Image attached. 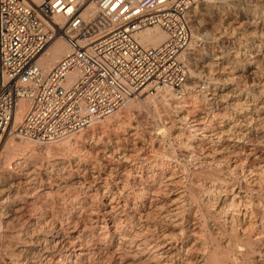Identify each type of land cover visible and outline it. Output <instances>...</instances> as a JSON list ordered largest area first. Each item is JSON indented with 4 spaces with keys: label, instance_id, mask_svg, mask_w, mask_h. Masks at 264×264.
Instances as JSON below:
<instances>
[{
    "label": "bare ground",
    "instance_id": "bare-ground-1",
    "mask_svg": "<svg viewBox=\"0 0 264 264\" xmlns=\"http://www.w3.org/2000/svg\"><path fill=\"white\" fill-rule=\"evenodd\" d=\"M190 21L182 92L140 91L103 120L51 143L12 130L3 136L0 238L12 264H264V0H208L190 10ZM136 39L153 46L164 33L150 27ZM67 52L58 36L36 62L46 70ZM202 72L210 74L208 85L194 92ZM26 108L17 102L12 127ZM133 109L180 147L203 144L190 174L169 156L147 158L137 147L144 142L137 126L120 122L130 121ZM238 120L244 129L236 130ZM113 126L122 131L115 142L94 141ZM43 145L53 159L33 153ZM25 149L31 154H19Z\"/></svg>",
    "mask_w": 264,
    "mask_h": 264
},
{
    "label": "built area",
    "instance_id": "built-area-1",
    "mask_svg": "<svg viewBox=\"0 0 264 264\" xmlns=\"http://www.w3.org/2000/svg\"><path fill=\"white\" fill-rule=\"evenodd\" d=\"M205 1L0 0V142L11 130L41 144L55 142L101 121L140 91L182 92L190 10ZM150 27L164 39L142 45L136 33ZM58 36L68 52L43 70L37 57ZM19 100L27 108L12 127Z\"/></svg>",
    "mask_w": 264,
    "mask_h": 264
},
{
    "label": "rangeland",
    "instance_id": "rangeland-1",
    "mask_svg": "<svg viewBox=\"0 0 264 264\" xmlns=\"http://www.w3.org/2000/svg\"><path fill=\"white\" fill-rule=\"evenodd\" d=\"M199 7L201 8V7H203V5H200ZM200 35H204V31H203V33L201 32ZM197 44H200V41H198ZM263 73H264V71H263ZM208 75H210L209 72H202V75L200 76V82H199L198 85L203 84L204 87L207 86L208 85V80L207 79L209 78ZM241 84H243V85H241ZM241 84H239L238 87H241L240 89L242 91L248 90L247 88H249V86H250V83L249 82H246V83L245 82L244 83L242 82ZM230 86L232 88H235L234 85L232 86L230 84ZM192 88L194 89V92H196V91L199 92V91L205 90V89L200 90L199 88H197L196 85H193ZM244 89H246V90H244ZM205 93L208 94L209 91L206 90ZM152 94H154V93H152ZM208 98L210 99L211 96L208 95ZM207 107H208L207 109H209L210 106H207ZM212 117H213V114H211L208 117V120H209V118L211 119ZM217 121L219 122V120H217ZM238 121L240 122V124H239V122L233 123V124H237L236 125V130L242 129V127L244 129L245 123L244 122H241L240 120H238ZM120 122H123L125 124L131 123L133 126H137V128L139 130L138 134L141 136L140 137L141 138V141H144V142H140L142 144L139 143V145L137 147L140 148V147L143 146L142 149L145 150V152H146L145 153L146 154L145 156L147 158H151V159L152 158H157V159H160L161 160V159H164V156H169V159H172L173 162L174 161H177V163L181 164V166L185 168L186 173L190 174L193 171V169L195 168L194 166H196V163H197V160L196 159L202 157L201 156V150H202V146L201 145H203L202 143L201 144H198L199 147L198 146L197 147H194L197 150L196 149H193V148H182V147H180L178 145V142L175 139V136L174 135L168 134V132H166L165 130H164L165 132H163L162 134L159 131H157V128L156 127H159L160 128V126H158L156 124L157 122L153 118H151L145 111H142V110L141 111H138L136 109H133L131 111V119H130V121H129V119H126L124 116L123 117L121 116L120 117ZM262 126H264V124H262ZM201 127L202 126H198V128H201ZM119 129H118L117 126H113L112 128L110 127L107 131H103L102 129H100L103 132H101V131L100 132H97L98 133L97 136H94L93 137L94 138V141H97L96 138L104 136V138H103L104 142L107 143V145L108 144L110 145L112 143V141L115 142L114 140H112L113 137H114V134L115 133L120 134L122 132ZM113 130H115V131H113ZM168 135H171V136L169 137ZM149 136L152 137L153 139L152 138L151 139H148ZM109 140H110V142H109ZM153 140H155L154 145H152L153 143H151V141H153ZM3 145H4V143L2 144V147H3ZM43 147H44V145L43 146H40V147L37 146L35 149H33V153L34 154L37 153L36 155L39 156V158L41 159L42 162H44V160L45 161L46 160H50V158L53 159L55 156L54 157L52 155L51 156L50 155H47L46 156V154L43 153L44 152V148ZM205 147H208V145H206ZM72 148L73 147H71V150H72ZM74 148H73V150H74ZM36 149H38V150H36ZM31 152H32V149H30V153H29V149H25L24 152H19V154L24 153V154L29 155V154H31ZM137 152H140V151L137 150L136 153H134V155H136V154L137 155L138 154L140 155V153H137ZM55 153H57V152H54V153L51 152L50 154H55ZM10 165H12V169L11 170H13V169L14 170H17L18 169L17 167H15L14 164L11 163ZM1 171H2V169L0 170V172ZM36 178H38V177H36ZM5 229H7V228H6L5 225H3L2 231H5ZM8 248H9V244H8L7 240L0 238V264H12L11 263L12 261H11V259L9 257V251H8L9 249Z\"/></svg>",
    "mask_w": 264,
    "mask_h": 264
}]
</instances>
